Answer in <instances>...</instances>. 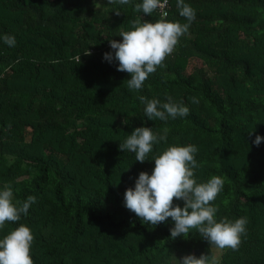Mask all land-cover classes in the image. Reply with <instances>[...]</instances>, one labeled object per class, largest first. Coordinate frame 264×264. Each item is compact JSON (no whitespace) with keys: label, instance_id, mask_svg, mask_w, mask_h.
Returning <instances> with one entry per match:
<instances>
[{"label":"trees","instance_id":"1","mask_svg":"<svg viewBox=\"0 0 264 264\" xmlns=\"http://www.w3.org/2000/svg\"><path fill=\"white\" fill-rule=\"evenodd\" d=\"M138 3L0 0V190L11 185L20 202L36 197L27 216L0 229V239L28 226L34 264H180L187 255L214 256L197 230L173 239L171 218L145 224L124 203L139 174L151 175L155 157L195 145L197 182L224 180L217 222L247 220L239 249L221 250L218 264H264V141L254 143L264 137V0H185L196 12L189 33L165 67L132 91L130 74L105 54L114 56L110 41L122 42L120 33L137 20L161 19L157 11H135ZM168 7L166 21L188 22L177 0ZM139 96L171 97L189 114L150 120ZM140 127L161 135L168 129L144 163L120 150Z\"/></svg>","mask_w":264,"mask_h":264},{"label":"clouds","instance_id":"2","mask_svg":"<svg viewBox=\"0 0 264 264\" xmlns=\"http://www.w3.org/2000/svg\"><path fill=\"white\" fill-rule=\"evenodd\" d=\"M108 3L129 5L131 0H108ZM168 3L169 0H143L142 4H136L135 11L151 15L159 10L162 18L155 23H141L137 20L133 30L120 33L122 42L110 41L114 56L106 53L105 59L118 61L117 70L130 74L127 86L132 91L142 90L149 75L165 67V60L174 52L180 38L189 33L191 23L196 19L195 10L185 0H177L179 15L188 22L181 24L166 21L163 17L168 14L165 11ZM3 40L11 47L15 46V38L12 36L5 35ZM87 54L90 55L89 52ZM138 99L146 104L144 111L150 120L166 121L169 117L183 118L189 114L188 107L173 102L171 97L167 98L166 103L158 99L146 100L144 96ZM198 102L195 97L192 98V103ZM167 133V128L162 135L148 127L136 128L124 143H120V150L135 153L136 161L144 163L153 151V146L167 140ZM262 141L264 137L256 136L254 143L259 146ZM197 152L195 145L168 147L154 158L155 168L151 175L141 172L135 188L126 190L125 207L145 224L158 226L171 218L174 222L170 230L173 239L187 237L190 230L195 229L211 246L237 251L242 236L246 235L247 220L239 218L232 222L224 218L217 222L218 208L214 206V201L223 191L224 180L213 176L205 183L197 182L194 171L199 167L195 158ZM174 200L184 201V207L174 205ZM35 202V196H29L23 202L15 201L11 185L5 186L0 190V229H4L7 223H17L22 216H27ZM33 242L34 235L28 226L21 224L10 231L0 239V264H34L30 255ZM180 264L218 262L215 256L201 255L197 258L195 255H187Z\"/></svg>","mask_w":264,"mask_h":264},{"label":"rangeland","instance_id":"3","mask_svg":"<svg viewBox=\"0 0 264 264\" xmlns=\"http://www.w3.org/2000/svg\"><path fill=\"white\" fill-rule=\"evenodd\" d=\"M193 64H196V63L194 62ZM221 250L222 249H218L215 246H213V253H214V256L216 257L217 262L219 260L220 254H221Z\"/></svg>","mask_w":264,"mask_h":264},{"label":"built area","instance_id":"4","mask_svg":"<svg viewBox=\"0 0 264 264\" xmlns=\"http://www.w3.org/2000/svg\"><path fill=\"white\" fill-rule=\"evenodd\" d=\"M168 8H169V7H168V5H167V7L165 8V11H166V12H168ZM157 12H158V13H159V15L161 16V13H160V11H159V10H157ZM167 15H168V14H167ZM161 18H162V17H161ZM166 18H167V16H166V17H163V19H166Z\"/></svg>","mask_w":264,"mask_h":264}]
</instances>
